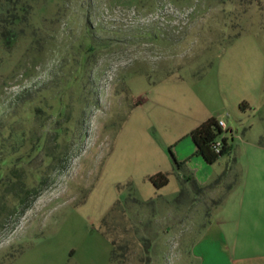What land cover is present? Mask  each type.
Masks as SVG:
<instances>
[{"label": "rangeland", "instance_id": "obj_1", "mask_svg": "<svg viewBox=\"0 0 264 264\" xmlns=\"http://www.w3.org/2000/svg\"><path fill=\"white\" fill-rule=\"evenodd\" d=\"M210 115L223 165L178 170ZM263 151L264 0H0V264H200L210 221L239 230L233 264H264L238 216Z\"/></svg>", "mask_w": 264, "mask_h": 264}, {"label": "crops", "instance_id": "obj_2", "mask_svg": "<svg viewBox=\"0 0 264 264\" xmlns=\"http://www.w3.org/2000/svg\"><path fill=\"white\" fill-rule=\"evenodd\" d=\"M220 121L223 122L224 125V129L227 130V132L225 133V136L227 137L228 134L230 135L231 138H233V133H232V128L222 119V118H218ZM194 145V143H193ZM195 150V145L192 148V152L190 153V155L185 158L187 159V165L191 166L192 162H195L198 165H203L205 164L208 169H210L211 171V167L215 164H220L223 165V161L222 160V156L215 161L212 164H209L207 162L204 161V159L200 156H194L195 154H193ZM224 156V155H223ZM260 160L262 158H264V151L263 152H259L258 155H256ZM233 160L236 163V159L233 158ZM211 166V167H210ZM225 167V169H224ZM224 167L222 166V171H220V173L217 174H222L224 170L227 169V164L225 163ZM195 171L193 172L191 170V174H193L195 180H197L199 183L203 184L207 182V177L211 178L213 177V174L211 173H206L204 172L203 176L199 175L198 171H197V167H195L194 169ZM207 174V175H206ZM205 178V179H204ZM245 186L242 187V192H240L241 195V203H240V210L238 213V216L241 218L243 217L244 220L248 219L250 220L252 223L255 224V231L258 234V236L262 238L263 234H264V202L261 201V199H256V195L257 192L259 193V189L258 187L254 186V189H252V191H249V193L246 191V188H244ZM233 188L231 187L228 191V195L227 197L232 193ZM223 205V204H222ZM232 231V232H231ZM263 231V232H262ZM231 232V233H230ZM236 235H239V230L233 231V230H227L226 227L222 228L221 226H218V224H216V222L214 221H210V223L207 225V227L205 228L203 234L201 235V238L199 240V244H200V254H199V258H200V264H233L232 263V258L230 256L229 253V248L228 245H226V240L227 238H232V239H236ZM208 238H212L213 240H216L219 238L220 239V243H218L216 249L213 251L211 250V247L209 244L205 243L204 241H206ZM234 244V243H233ZM215 252V254H214ZM216 255V256H213ZM198 255H195V257H197Z\"/></svg>", "mask_w": 264, "mask_h": 264}, {"label": "trees", "instance_id": "obj_3", "mask_svg": "<svg viewBox=\"0 0 264 264\" xmlns=\"http://www.w3.org/2000/svg\"><path fill=\"white\" fill-rule=\"evenodd\" d=\"M15 3H17V1ZM241 105L242 104H240V106ZM226 132H227V130H225L222 127V125L220 124V120L216 116H214V115L208 116L207 118L202 120L198 125H196L194 128H192L190 133H189L191 136V139L195 145V150H194L193 154L200 155L204 159V161L209 163V164L214 163L221 156L229 153L231 150L230 145L228 144V141H227L228 139L225 136ZM216 140L221 141V149L219 152H216V150L213 147V144L215 143ZM170 153H171V156L174 158V155H173L171 150H170ZM174 161L177 165L178 170H180L182 167H185L186 160L179 161V160H176L174 158ZM184 176L185 175H183V179L185 181H189L191 186L193 187V189L196 190V192L201 190L200 188H202V187H199V184L196 182V180L193 176H189L187 178H184ZM147 178L156 188H161V187L165 186L169 180L168 173L163 172V171H158L154 174L148 175ZM216 181L218 182V180H216ZM4 186L6 188L12 187V186H6L5 184H4ZM185 191H186V188H185ZM180 193H182V194L184 193L183 188H181ZM0 198H1V196H0ZM115 251H116V249H113L112 253H111V258L113 260H115L116 255H117L115 253Z\"/></svg>", "mask_w": 264, "mask_h": 264}, {"label": "built area", "instance_id": "obj_4", "mask_svg": "<svg viewBox=\"0 0 264 264\" xmlns=\"http://www.w3.org/2000/svg\"><path fill=\"white\" fill-rule=\"evenodd\" d=\"M220 124L224 128V125H223V122L222 121H220ZM213 147L216 150V152H219L220 149H221V141L220 140H216L215 143L213 144Z\"/></svg>", "mask_w": 264, "mask_h": 264}]
</instances>
